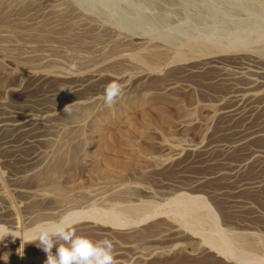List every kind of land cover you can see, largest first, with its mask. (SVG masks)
<instances>
[{
	"label": "rangeland",
	"instance_id": "rangeland-1",
	"mask_svg": "<svg viewBox=\"0 0 264 264\" xmlns=\"http://www.w3.org/2000/svg\"><path fill=\"white\" fill-rule=\"evenodd\" d=\"M0 11V228L27 238L63 221L110 240L116 264H264V0ZM46 259L0 241V264Z\"/></svg>",
	"mask_w": 264,
	"mask_h": 264
},
{
	"label": "clouds",
	"instance_id": "clouds-1",
	"mask_svg": "<svg viewBox=\"0 0 264 264\" xmlns=\"http://www.w3.org/2000/svg\"><path fill=\"white\" fill-rule=\"evenodd\" d=\"M123 93L124 90L118 82L107 84L103 93L104 106L112 108ZM9 235L14 240L21 238L27 239L28 243H35L47 256L45 264H116L114 246L110 240L94 242L87 237L77 236L74 227L63 221L56 222L53 227L27 238L0 228V241ZM54 247L55 254L52 251Z\"/></svg>",
	"mask_w": 264,
	"mask_h": 264
},
{
	"label": "bare ground",
	"instance_id": "bare-ground-1",
	"mask_svg": "<svg viewBox=\"0 0 264 264\" xmlns=\"http://www.w3.org/2000/svg\"><path fill=\"white\" fill-rule=\"evenodd\" d=\"M1 12V11H0ZM195 44H191L188 48H192V46H194ZM195 47H196V45H195ZM197 48H199V46L197 47ZM193 49V48H192ZM191 50V49H190ZM197 52V51H196ZM179 58V57H178ZM151 61V60H150ZM145 64V63H144ZM256 73V72H255ZM260 73V72H259ZM257 74V73H256ZM254 95L253 94H245V93H242L240 96H238V97H240V99H251L252 97H253ZM247 97V98H246ZM151 98V97H150ZM160 100V99H159ZM159 100H158V104H159ZM174 100V99H173ZM152 101V100H151ZM169 101V100H168ZM175 101V100H174ZM161 103V102H160ZM163 103H164V101H163ZM167 103V102H166ZM157 104V103H156ZM168 104H170V103H167V104H165V106H167ZM171 105L173 106V104L171 103ZM174 105H175V103H174ZM91 106V105H90ZM159 106H160V104H159ZM161 106H162V104H161ZM154 107V106H153ZM163 107H164V105H163ZM163 107H158V108H163ZM169 107V106H168ZM167 107V108H168ZM175 107V106H174ZM79 108V107H78ZM78 108H77V110H78ZM156 108V107H155ZM178 108H180V107H178ZM166 109V108H165ZM164 109V110H165ZM85 110H86V108H83V107H80V110H78V113H77V111L75 112L76 114H74L73 115V117H75L73 120H76V119H80L78 116L81 114V112L82 113H84L85 112ZM163 110V109H162ZM168 110H169V108H168ZM70 113V112H69ZM153 113H155V111L153 112ZM160 113V112H159ZM176 113V112H175ZM191 113V112H190ZM189 112H187L186 114L184 113V117L182 118V121H181V125H185V124H191V122L193 121V119H192V116H190L191 114H190ZM78 114V115H77ZM163 114V113H162ZM166 114V113H165ZM183 114V113H182ZM190 114V115H189ZM56 114L55 113H52L51 115H49V117H48V119L49 118H51V117H53V116H55ZM77 115V116H76ZM82 115V114H81ZM168 115V114H167ZM84 116V115H83ZM150 116V115H149ZM148 116V117H149ZM154 116V115H153ZM163 116H165V115H163ZM163 116H162V118H163ZM77 117V118H76ZM158 118V117H157ZM169 118V117H168ZM159 119H161V118H159ZM164 119H166V118H164ZM44 120V117H39L37 120H36V117L35 118H30L29 120H27L28 122H30L31 124H35L36 122H41V121H43ZM147 120H149V118L147 119ZM151 121V120H150ZM152 121H154V120H152ZM157 121V120H156ZM149 122V121H148ZM155 122V121H154ZM160 122V121H159ZM161 123V122H160ZM156 124V123H155ZM156 127V126H155ZM158 127V126H157ZM145 129V128H144ZM64 144V143H63ZM187 146V145H186ZM66 150V149H65ZM70 150V149H69ZM71 152V151H70ZM59 153V152H58ZM62 153V152H61ZM62 156V155H61ZM66 156V155H65ZM75 156V155H74ZM70 157V156H69ZM60 158V157H59ZM59 158H57V160H56V162L54 163V165L52 166V169H50V171H48L47 169V171L49 172L48 173V179L49 180H52L53 181V179L54 178H56L58 175H59V173L60 172H62L61 171V169L63 168L62 166L64 165V161H63V159L61 158V159H59ZM72 158V157H71ZM54 160V159H53ZM68 163V162H67ZM73 165V164H72ZM71 165V166H72ZM43 175V174H42ZM63 175V174H62ZM61 175V176H62ZM46 176V175H45ZM44 178V177H43ZM59 180V179H58ZM48 181V180H47ZM41 182H43V181H41ZM59 191V190H58ZM62 193V192H61ZM65 195V194H64ZM202 220V219H201ZM148 234V233H147ZM149 235V234H148ZM78 236V235H77ZM80 236V235H79ZM85 237V236H84ZM87 237V236H86ZM90 237V236H89ZM89 237H87V238H89ZM55 248V247H54ZM170 264V263H169ZM180 264V263H179Z\"/></svg>",
	"mask_w": 264,
	"mask_h": 264
}]
</instances>
